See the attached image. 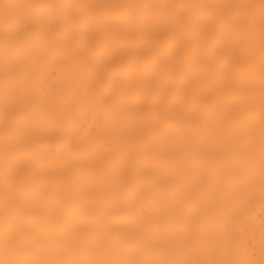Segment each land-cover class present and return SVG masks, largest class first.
Masks as SVG:
<instances>
[{
    "label": "bare ground",
    "instance_id": "obj_1",
    "mask_svg": "<svg viewBox=\"0 0 264 264\" xmlns=\"http://www.w3.org/2000/svg\"><path fill=\"white\" fill-rule=\"evenodd\" d=\"M0 264H264V0H0Z\"/></svg>",
    "mask_w": 264,
    "mask_h": 264
}]
</instances>
